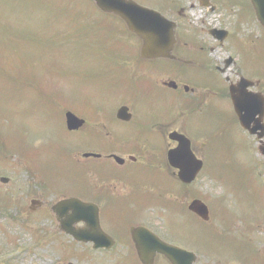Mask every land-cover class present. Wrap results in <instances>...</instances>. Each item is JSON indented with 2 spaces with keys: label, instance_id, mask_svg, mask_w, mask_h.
<instances>
[{
  "label": "rangeland",
  "instance_id": "1",
  "mask_svg": "<svg viewBox=\"0 0 264 264\" xmlns=\"http://www.w3.org/2000/svg\"><path fill=\"white\" fill-rule=\"evenodd\" d=\"M133 1L165 17H170L173 5L181 1L177 5L184 14L177 33L183 40L189 37L188 23L191 27L201 26L198 20L201 10L189 12L187 20L186 0L184 7L182 0H170V5L169 0ZM91 6H95L92 0H0V175L8 176L12 182L18 215L25 213L19 208H28L31 199L45 203L31 216L37 234L43 226L51 228L54 234L57 232V223L48 210L52 203L73 195L72 192L77 195L86 192L82 186L88 181L87 175L82 173L92 165L81 154L95 149L84 146L85 138L98 133L104 140L97 131L99 120L90 121L74 134L68 132L64 112L86 114L90 120L103 119L110 113L107 110L125 102L133 90L132 79H137L141 72L136 66L138 62L128 60L132 57L129 51L138 40L125 31V24L119 19L101 16L94 9L93 13ZM209 20L207 23L216 24L211 17ZM204 48H194L191 55L196 64L192 67L193 85L204 89L205 99L215 104L221 115L213 116L220 117L212 125L218 132L209 137V124L205 121L210 117L196 112L197 128L207 132L195 139L205 165L186 199L198 197L208 203L210 220L205 227L194 217L179 219L177 236L181 241L189 240L196 248L197 264H264V157L258 152L256 137L242 131L229 115L227 102L211 96L206 89L220 88L223 81L213 63L206 64ZM186 50H190V45ZM258 51L262 63L264 48L259 46ZM224 55L225 51L217 50L212 57L221 61ZM164 72V76L172 77L171 71ZM261 72L264 89V69ZM225 75L234 80L235 74L228 69L221 76ZM136 88H142L141 84ZM162 95L168 97L166 93ZM141 98V92L133 93L130 100L141 106L143 112L145 103ZM165 106L170 104L166 102ZM90 127L97 132L93 133ZM55 150L60 160L68 156L63 165L53 158ZM167 181L163 183L169 187ZM179 190L176 185V192ZM61 239L64 243L59 245L54 240L51 244L36 241L35 251L33 248L28 251L31 260L24 258V261L28 260L26 264L117 262L116 251L98 252L92 245L72 242L71 237L63 235Z\"/></svg>",
  "mask_w": 264,
  "mask_h": 264
},
{
  "label": "flooded vegetation",
  "instance_id": "2",
  "mask_svg": "<svg viewBox=\"0 0 264 264\" xmlns=\"http://www.w3.org/2000/svg\"><path fill=\"white\" fill-rule=\"evenodd\" d=\"M195 9L203 12L198 17L201 26L191 27L188 23L189 37L184 40L176 37L172 50L173 59L140 56L142 43L135 36L138 41L136 47L129 51V56L132 57L128 60L138 62L136 66L141 72L137 74V79L141 77V80L132 79L133 90L125 102L107 110L110 113L103 119L96 117L90 120L86 114H80L84 124L76 131L99 120L101 124L97 131L103 134L104 140L95 133L97 131L94 127L89 128L91 131L94 129L95 134L90 135L88 140L85 138L87 145L84 146L95 149L91 153L100 155L84 159L93 167L84 169L85 176L87 175L85 181H88L82 187L86 188V192H81L83 194L76 197L91 202L98 208L100 226L114 240L112 247L106 251H116V264H124L125 260L128 261L126 264H143L138 257L137 245L142 248L154 246L153 242L150 243L152 239L146 235L197 255L196 248L189 240L181 241L177 236L176 222L193 216L188 210L192 198L186 197L191 186L196 185L197 177L202 171L200 170L193 183H182L178 173L181 168H189L188 158L183 155L169 158V152L178 146L179 141L187 139L190 141L192 154L200 160V150L195 145V139L207 132L197 128L196 112H200L203 117H210L205 121L210 128L207 135L214 136L218 132L212 125L220 118L213 117L221 115L220 109L209 103V99H205L202 94L204 89L193 85L192 67L196 64L191 55L194 48L205 47L203 50L207 54L206 64L213 63L223 81L220 88L206 89L211 96L227 102L228 113L235 120L238 116L229 89L239 78L246 77L249 80L250 85L246 87L248 92L264 95L258 51L259 46L264 48V30L256 17L254 1L186 0L187 20L189 12ZM178 13L183 15L184 11L180 10ZM210 17L216 24L207 23L210 22ZM252 29L256 31L253 33ZM188 45L190 50H186ZM217 50L226 52L221 61L212 57ZM246 53H251L252 56ZM227 69L229 73L235 74L234 80L229 75L221 76ZM164 70L171 71L172 77L164 76ZM170 82L173 84L169 86ZM138 84L142 88H136ZM139 92L142 93L141 99L145 103L143 112L141 106L130 100L133 93ZM162 93H166L168 97L165 98ZM166 102L170 107L165 106ZM246 105L255 109L252 102ZM121 106H127L125 119L117 117ZM165 179H168L169 187L163 183ZM11 185L8 176L0 175V215L5 222L4 226L0 223V264H26L31 260L28 251L31 248L35 251L36 241L51 244L54 240L59 245L64 243L61 239L63 235L70 236L59 229L51 206L48 210L57 223V232L54 234L50 231L51 228L43 226L45 228H41L37 235L35 222L31 217L36 210H32L33 205L28 208L20 207L25 213L18 215L16 206L19 204L15 201V190ZM176 185L180 187L178 193ZM44 205L39 199L34 207L37 209ZM79 226H83V223L80 222L77 227ZM133 228H142L135 238L132 235ZM71 241L74 242L72 237ZM150 253L151 250L148 255ZM24 258L29 259L24 261ZM151 260L152 264H171L158 252L152 255Z\"/></svg>",
  "mask_w": 264,
  "mask_h": 264
},
{
  "label": "water",
  "instance_id": "3",
  "mask_svg": "<svg viewBox=\"0 0 264 264\" xmlns=\"http://www.w3.org/2000/svg\"><path fill=\"white\" fill-rule=\"evenodd\" d=\"M95 3L101 10L117 14L121 17V19H123V21H125L131 32L134 34L136 33L142 38L144 45L142 49V56L147 54L154 55L158 53L166 55V53L169 52L172 46L171 42L174 38V33L172 31L174 24L166 21L159 12H155L146 7L144 8L132 0H95ZM254 5L256 8L257 18L264 26V0H254ZM240 103L241 102L238 103V99L235 98V105L239 113L241 126L246 130L248 129L251 134H256L257 137L262 139L264 137V125L261 123L263 111L258 119L250 117L247 112L241 115L240 112L243 110V106H241ZM122 112L123 111L119 112V116H124L122 115ZM76 121L77 119L74 115L71 113L66 114V123L70 128L78 126ZM251 123H253V125H251ZM258 129H260V132H257ZM259 151L264 156L263 141H260ZM198 166L200 167V164ZM194 174L196 173L191 167L189 171L186 170L185 172H182L180 177L184 181H190L193 179ZM192 204L191 209H193L195 213L205 217L207 220V207H204L198 201H195ZM89 206L90 204L88 205L82 203L79 199L67 198V200L58 202L53 208L61 213L59 217H61L62 220V228L68 233L70 232L73 234L77 239H80V237L83 239L85 238V233L83 237V234H79L80 232L76 231L71 224L79 222V220L82 219L86 221L87 229H89V231H95L94 229L98 225V219L96 213H93V210H89ZM68 208L73 211L70 215H67ZM85 217H87L88 221ZM88 235H90V233ZM91 235L93 234L91 233ZM89 237L91 238V236ZM157 249L171 259L172 264H193L196 260L192 253H187L186 251L175 249L168 245H158Z\"/></svg>",
  "mask_w": 264,
  "mask_h": 264
}]
</instances>
